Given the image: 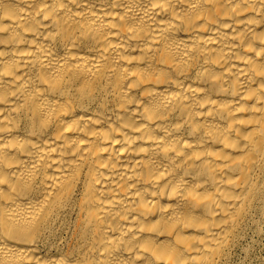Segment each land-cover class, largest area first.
I'll use <instances>...</instances> for the list:
<instances>
[{"label": "bare ground", "instance_id": "1", "mask_svg": "<svg viewBox=\"0 0 264 264\" xmlns=\"http://www.w3.org/2000/svg\"><path fill=\"white\" fill-rule=\"evenodd\" d=\"M258 241L264 0H0V264Z\"/></svg>", "mask_w": 264, "mask_h": 264}, {"label": "rangeland", "instance_id": "2", "mask_svg": "<svg viewBox=\"0 0 264 264\" xmlns=\"http://www.w3.org/2000/svg\"><path fill=\"white\" fill-rule=\"evenodd\" d=\"M260 250L263 253L260 252ZM234 263L235 264H264V241H258L255 243H251V245L248 248L247 253L238 252L234 260Z\"/></svg>", "mask_w": 264, "mask_h": 264}]
</instances>
